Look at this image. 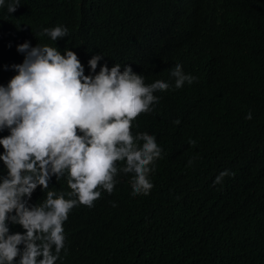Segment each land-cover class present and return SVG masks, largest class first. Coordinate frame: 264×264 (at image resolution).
I'll return each mask as SVG.
<instances>
[{"label": "trees", "instance_id": "16d2710c", "mask_svg": "<svg viewBox=\"0 0 264 264\" xmlns=\"http://www.w3.org/2000/svg\"><path fill=\"white\" fill-rule=\"evenodd\" d=\"M129 1L19 0L8 13L5 0L0 7V85L17 74L11 66L23 62L17 46L26 41L74 51L85 75L95 51H104L113 65L128 63L147 75L146 84H174L169 72L176 64L197 78L154 93L159 103L133 121V135H154L163 150L150 194L132 197L129 176L117 175L111 195L101 190L93 207L71 209L56 264H264V0H188L198 12L179 29L177 45L147 41V50L136 48L134 31L147 21L130 17ZM95 10L106 15L90 28L84 20ZM99 24L107 27L102 38ZM58 25L68 28L67 37L36 36ZM225 169L235 175L213 186ZM49 188L37 187L29 205L42 203L48 190H70L55 176Z\"/></svg>", "mask_w": 264, "mask_h": 264}, {"label": "clouds", "instance_id": "9594fccd", "mask_svg": "<svg viewBox=\"0 0 264 264\" xmlns=\"http://www.w3.org/2000/svg\"><path fill=\"white\" fill-rule=\"evenodd\" d=\"M4 4L0 0V7ZM19 6V0H10L8 13ZM128 6L130 17L147 21L134 30L136 48L147 50V41L177 45L179 29L195 16L199 4L130 0ZM100 11L84 23L91 28V20L106 15ZM146 11L152 16L149 23ZM45 35L56 42L68 36V28L58 25L36 34ZM96 35L106 36L107 27L99 24ZM114 44L117 49V36ZM17 51L24 54L23 62L12 65L17 74L6 86L0 85V131L8 132L0 138V264H56L65 246L63 224L71 209L93 207L101 200V190L111 195L117 175L129 176L132 197L150 194L154 187L150 176L163 150L154 135H133V121L153 111L159 103L154 93L181 89L197 78L176 64L169 72L174 84L160 78L146 84L147 75L136 73L128 63L113 65L104 51H95L88 61L91 73L85 75L77 54L67 48L61 54L56 47L40 43L33 47L26 41ZM245 119H252L251 112ZM234 175L221 171L213 186ZM52 176L57 181L66 178L69 192L48 190L42 203L29 205L37 187L50 189ZM9 222L24 232L10 233Z\"/></svg>", "mask_w": 264, "mask_h": 264}]
</instances>
